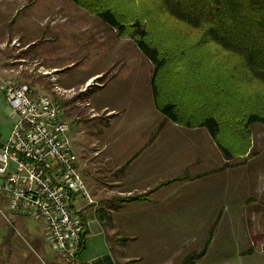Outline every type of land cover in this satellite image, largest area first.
<instances>
[{
	"label": "rangeland",
	"instance_id": "374dc122",
	"mask_svg": "<svg viewBox=\"0 0 264 264\" xmlns=\"http://www.w3.org/2000/svg\"><path fill=\"white\" fill-rule=\"evenodd\" d=\"M56 32L58 34L62 33L63 39L57 34L54 35ZM67 32H72L73 35L64 36ZM13 36L19 40V45L13 43L16 49L20 44L33 42L29 53L38 56L44 65L49 67H66L69 54H72L73 67L65 69L59 74L60 81L56 82V86L60 84L62 87L71 86L75 89L62 92L65 99H61L58 95L60 92H56L57 99L60 98L56 101L61 102V105L63 104L68 116L67 121L73 123L71 129L74 128L72 132L79 138L78 142L82 145V152L88 150L89 147L91 148V144L96 141L90 138L92 135L98 137V135L101 136L102 133L106 132L111 136L120 129H130L129 131L134 129L145 134L147 139H143L142 143L143 145L144 143L149 145L154 139V136L150 137L149 133L155 134L156 124L158 125L157 133L166 129L168 122L162 119L156 111L150 96L149 83L152 65L143 55H141V60L138 62L139 55L135 52L138 53L139 51L133 47L134 44L129 41V38L118 39L111 28L97 17L77 7L70 0H0V43L5 42L0 54L9 51L7 43ZM4 48L6 49L4 50ZM63 53H66V57H63ZM24 57L22 56L21 59H25L26 63H22L23 65L18 68L28 72V75L34 78V81H43L46 89L50 91V87H47L46 82L50 83V81L57 80L54 73L43 70L42 74L44 76L38 74L37 72L40 73V70L34 66L35 63L32 62V58ZM133 62H135L137 75L135 84H131L126 89L127 85L121 83L119 76L114 81L109 82V78L114 72H123L125 68H129L127 66L133 65ZM95 73H100V77L94 78L86 86H81L80 83L88 75ZM123 77L127 78L128 76ZM51 87H54L53 83ZM86 94L88 97H92V103L89 104L88 100L81 98L86 97ZM103 103H108L110 105L109 109H114L116 113L107 116L106 112L94 110L104 105ZM120 110L124 112L120 113ZM8 115L3 114L0 117V131L2 134L12 130L10 128L13 121ZM151 121L155 123L153 124ZM249 133L251 147L248 154L235 160L249 165L247 172L249 171L250 175H254L255 178L260 180V183H263L264 172L259 170L262 168L264 171V126H251L249 127ZM108 135L106 134L105 138ZM167 139L169 143L174 142L172 137ZM101 140L102 137H99V142ZM102 143L95 145L98 148ZM206 143L207 146H210L211 142L206 139ZM95 145L93 143L94 147ZM207 152L209 154V151ZM85 153L82 156L85 157ZM99 154V152L98 154L95 153L96 157L92 160L95 165L96 163H102L101 166L105 167L103 161L106 160V156ZM209 156L212 161H219V158L216 159L214 155L209 154ZM116 157L115 154V157L112 156L111 161H107L106 168L108 171L95 172V181H108L110 185L118 181V171L120 170L114 168L121 164H118V161L115 160ZM178 166L181 167V165ZM95 168H98L97 165ZM179 173L181 171L177 169L173 171V178L177 177ZM152 180L155 179L146 178L143 173L141 183L138 186L127 187L125 181L122 185L125 186L124 189L140 186V189L145 191L144 194L148 196L149 189H159L158 186L149 183ZM168 180L170 179H165L162 183ZM183 183L178 185L182 190L186 189V187H183ZM262 190L260 192H263ZM136 195L139 194L134 196ZM108 198L111 197H103L100 200L106 201L105 199ZM179 201L180 199L176 200L175 204H179ZM1 202L3 201L0 200ZM97 202L99 203V201ZM101 206L95 205L93 210H97ZM102 208L104 207L102 206ZM0 209L3 213H0V264H71L65 262L59 255L51 253L49 245L44 240L43 225L40 222L31 217H26L25 220L23 218L19 219L18 215L9 214L8 211L4 210L2 205H0ZM98 215H100V221L104 226L113 228V230L107 228L110 229L107 233H115L110 235L109 238L111 239L110 242L116 245V248H118L117 244L124 245L133 242L134 239L127 237L136 235L135 244L139 247H136L134 253L141 258V261L134 264H180L185 257L200 252L207 244L208 236L211 239L208 242L206 253L197 259L196 264H208L214 261L219 264H264V225L262 224L264 220H261L260 223V218L257 219L256 214H254L251 225H248L244 219L234 220V223H238L237 227L228 224L230 220L227 219L225 220L227 226L223 225L224 220L219 219L195 220L198 224L195 228H191L194 230H191L188 235L178 233L150 234L144 232L143 229L141 231L136 229V233L133 234L128 219H124L125 226L123 224L121 229H118L116 224L118 219L112 218V213L104 212ZM175 221L181 222V220ZM201 223H208V225L201 229ZM246 228L249 229L250 234H247ZM233 232L235 234H232ZM87 238L88 236H86ZM85 247L86 249L81 255V262L90 264L97 257V253L103 249L101 238L97 235L89 236ZM123 255L119 249L115 252V258L118 261L124 260Z\"/></svg>",
	"mask_w": 264,
	"mask_h": 264
},
{
	"label": "trees",
	"instance_id": "16d2710c",
	"mask_svg": "<svg viewBox=\"0 0 264 264\" xmlns=\"http://www.w3.org/2000/svg\"><path fill=\"white\" fill-rule=\"evenodd\" d=\"M70 1L106 24L118 39L129 38L152 65L149 89L160 115L183 128L204 129L227 161L248 154L249 127L264 126V0ZM61 116L69 132L71 125ZM73 152L77 159L74 148ZM75 167L79 173L77 160ZM184 179L173 178L158 187ZM67 196L82 224L70 263L83 264L80 256L89 233L77 202H93L70 193ZM146 196H128L115 206L145 201ZM0 205L12 213L6 202ZM43 237L50 247L44 231ZM210 239L208 236L202 250L180 264H196Z\"/></svg>",
	"mask_w": 264,
	"mask_h": 264
},
{
	"label": "crops",
	"instance_id": "0c3cea01",
	"mask_svg": "<svg viewBox=\"0 0 264 264\" xmlns=\"http://www.w3.org/2000/svg\"><path fill=\"white\" fill-rule=\"evenodd\" d=\"M45 31L48 33L47 30ZM55 34L61 36V39H63L62 33L58 34V32H56L54 35ZM68 34L73 35L72 32H67L64 36ZM4 43L5 42L0 43V50L3 49ZM13 43L19 45V40L14 36L11 37L7 43L9 51L5 54H0V82L3 79H14L18 85L28 86L31 90L33 99L50 95L52 99L56 100V92H60V94H58L60 95L59 97L65 99L62 92L75 89L71 86L62 87L60 84L56 86V82L60 81L59 74L65 69L67 70L73 67V57L71 53L69 54V59L66 61V64H68L66 67H49L44 65L38 56L29 53V49L33 46V42H26L24 45L20 44L18 49L15 48ZM6 48H4V50ZM138 53L135 52V54L139 55V62L142 54L140 52ZM63 55V57H66V53H63ZM22 56L32 58V62L35 63L34 66L40 70V73L37 72L38 74H42L43 70L54 73V77L57 80L50 81V83L46 82L47 87H50V91L46 89L43 81H34V78L30 77L28 72H24L21 68H18L23 65L22 63H26L25 59H21ZM135 62H133V65L127 66L129 68H125L123 72L120 71L121 73H117L116 71V74L114 72L109 78V82L114 81L119 76L121 83L127 85L126 89L129 88L131 84H135L137 76L136 67L134 66ZM123 76L128 77L125 78ZM96 77H100V73L88 75L83 82L80 83L81 86L88 85V82ZM42 78L45 79L44 77ZM52 83L54 89L51 87ZM81 98L88 100L89 104L92 99V97H88V95ZM62 101L64 102V100ZM109 106L110 105L107 103L94 110L97 112H106L107 116H111L113 115L112 113L116 112L114 109H109ZM63 108L64 106L62 104V109ZM123 112V110H120V113ZM3 114L11 118L13 127L15 121L10 115V108L0 90V117ZM160 116L162 119H165L162 115ZM61 117L62 120L73 125V123L67 121L68 116L66 115L65 108L63 109ZM167 122L169 123L166 125L167 130L158 131L159 133L156 132L158 125H155V134L149 133L150 137L154 136L153 141L150 142L149 145H146V143L143 145L142 143L143 139H147L145 134L137 132L134 129L132 131H129L130 129H120L111 136L106 132L102 133L101 136L98 135V137L92 135L90 138L96 140L93 142L94 145L100 144L101 142L103 143L101 146L99 145L100 147L98 148L96 145L94 147L92 143L91 148L89 147L88 150H84V152H86L84 154L85 157L82 156L84 152H82V145L78 142V136L72 132L74 128L73 130L70 128L68 137L77 155V169L86 185L87 191L92 199L91 201H93L92 204H88L85 201L77 202L78 208L85 220L89 233L87 235L88 238L89 236L97 235L101 238L103 248L97 253V257L93 259L90 264H134L141 261V258L134 253L136 247H139V245L135 244L136 235L127 237L134 239L133 242L124 245L117 244L118 248H116V245L112 244L109 238L110 235L115 233H107L108 230H113V228L103 225L99 220V213H112V218L118 219V222H116L118 229H121L122 225L125 223L124 219H128L130 222L129 227L132 228L131 232H134L133 234L136 233V229H140V231L143 229L144 232L150 234L178 233L181 235H188L191 230H194L191 228H195L198 224L195 220L219 219L224 220L223 225L227 226V224H225V220L227 219L230 220L228 224L233 227H237L238 223H234V220L237 219H244L248 225H251L254 214H256L257 219L260 218V223L261 220H264V182L260 183L259 179L255 178L252 174L250 175L249 171L247 172L249 165L245 162H236L237 160H225L204 129L188 130L178 127L169 121ZM152 123L154 124L155 122ZM254 125L260 124H253L251 126ZM138 126L140 125L138 124ZM12 127L10 129H12ZM171 128L174 129L172 130ZM10 132L11 130L2 134L0 131V147L6 142ZM106 134L108 135L107 138H105ZM99 137H102L103 141L101 140L99 142ZM170 137H172L173 143H169L167 138ZM206 139L208 142H211L209 144L210 146H207ZM207 151H209V154H212V156L214 155L216 159L219 158V161H212ZM98 152L100 153L99 155L106 156V160L103 161L105 167L101 166L102 163H96L98 168H95L96 165L92 158L94 159L96 157L95 153L98 154ZM115 154L117 155L115 160L118 161V164H121L114 168L120 170L118 171V181L113 185H110L108 181H95V172L103 173L104 170L108 171L106 168L107 161H111L112 156L114 155L115 157ZM161 154L166 156H162ZM178 165H181V167ZM176 169L181 171L177 177L182 176L185 178L184 180L170 185L160 186L159 189L150 191L152 193L146 196L145 201L117 204V206H115L116 201L119 199L122 200V198L128 196L146 193L140 189V186L135 187L141 183L143 173L146 178L155 179L149 183L157 187L162 184L165 179H173L174 176L172 172ZM259 171L264 172L262 168ZM124 181L127 187L132 185L135 186H133L132 189H124L125 186L122 185ZM182 182H184L183 187H186L184 190L178 186L181 185ZM150 184L147 185L149 186ZM261 189H263V192H260ZM103 197L111 198L105 199L106 201L100 200ZM178 199H180L179 204H175ZM96 201H99L100 204L98 202L96 203ZM95 205H102L104 208L101 206L97 210H93ZM175 220H181V222L178 223ZM262 224L264 225V222H262ZM201 225V229H203L207 227L208 223H201ZM245 231L248 232L247 234H250L248 228H246ZM232 234L235 233L233 232ZM117 249L124 254L123 261H118L115 258ZM208 264L219 263L214 261Z\"/></svg>",
	"mask_w": 264,
	"mask_h": 264
},
{
	"label": "built area",
	"instance_id": "2783aa9c",
	"mask_svg": "<svg viewBox=\"0 0 264 264\" xmlns=\"http://www.w3.org/2000/svg\"><path fill=\"white\" fill-rule=\"evenodd\" d=\"M0 90L15 121L0 147L1 203L14 214L38 219L50 248L70 263L82 224L67 194L92 201L75 167L68 126L60 121L61 105L47 95L33 99L29 87L14 79H3Z\"/></svg>",
	"mask_w": 264,
	"mask_h": 264
}]
</instances>
